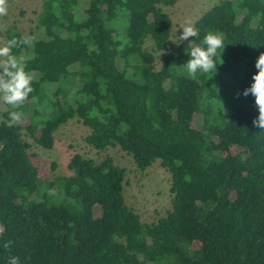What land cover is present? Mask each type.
<instances>
[{"label":"trees","instance_id":"1","mask_svg":"<svg viewBox=\"0 0 264 264\" xmlns=\"http://www.w3.org/2000/svg\"><path fill=\"white\" fill-rule=\"evenodd\" d=\"M175 3L44 0L31 35L8 30L32 92L18 109L25 125L9 124L6 104L0 122V264H264V129L252 124L254 97L240 94L264 52V0H220L195 21L192 46L208 31L225 44L216 71L195 78L183 45L155 66ZM72 119L90 147H119L139 171L159 160L171 174L164 217L142 222L109 156L75 153L72 175L43 177L25 137L51 149Z\"/></svg>","mask_w":264,"mask_h":264},{"label":"rangeland","instance_id":"2","mask_svg":"<svg viewBox=\"0 0 264 264\" xmlns=\"http://www.w3.org/2000/svg\"><path fill=\"white\" fill-rule=\"evenodd\" d=\"M44 0H6L7 12L0 15V46L8 40V30L17 28L23 35H31L36 28L37 16L41 11ZM220 0H176L174 6L164 7V10L171 16L173 25L171 29V40L165 50L155 52L156 69H160L165 57L169 53H177L179 45L189 47L188 40L182 41L179 45L175 42V36H179L181 27L185 20L193 23L213 5ZM174 42H173V41ZM144 48L153 51L154 44L148 39ZM7 106L0 102V122L4 121V113ZM25 125L26 119L16 121ZM89 129L82 125L77 119H72L62 125L55 132V143L53 148L44 149L33 143L29 137H25L31 144L29 150L30 159L34 165L42 169L44 178L51 179L53 174L70 176L73 174L68 169V162L75 153L86 158L100 162L106 157H112L116 164L126 169V184L124 196L126 203L141 218L144 223L156 222L164 217L171 208V174L164 169L159 160L145 171H139L133 158L122 151L119 147H109L106 150L98 151L90 147L85 137ZM197 247V245H196Z\"/></svg>","mask_w":264,"mask_h":264},{"label":"clouds","instance_id":"3","mask_svg":"<svg viewBox=\"0 0 264 264\" xmlns=\"http://www.w3.org/2000/svg\"><path fill=\"white\" fill-rule=\"evenodd\" d=\"M7 12L6 0H0V15ZM179 36H175V42L179 45L182 41L199 37V29L194 26L193 21L185 20L181 27ZM171 40V39H170ZM18 39L13 36L0 46V102L16 109L9 112V124L21 120L24 116L18 109L32 92V76L25 70L23 57L12 54V49L17 47ZM189 47L186 51L189 57L182 65L188 77L195 78L198 73L216 71L217 64L214 58L219 56L224 49L223 34L218 31H208L204 34L201 44L192 46L194 41H188ZM256 71L252 74L251 83L240 93L243 96L251 94L257 107L258 115L252 120L253 126L264 129V52H260L254 62ZM11 241H5L3 248L8 249ZM6 264H21L20 258L10 255Z\"/></svg>","mask_w":264,"mask_h":264}]
</instances>
